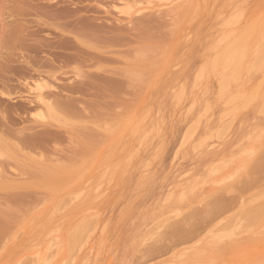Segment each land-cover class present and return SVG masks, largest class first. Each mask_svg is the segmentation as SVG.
Masks as SVG:
<instances>
[{
  "label": "rangeland",
  "instance_id": "374dc122",
  "mask_svg": "<svg viewBox=\"0 0 264 264\" xmlns=\"http://www.w3.org/2000/svg\"><path fill=\"white\" fill-rule=\"evenodd\" d=\"M141 1L144 2L145 0H0V264H37L35 263L36 261L34 262L33 260V249L36 248L37 245L38 247L45 245L52 236V231L55 229H60L59 231H55L57 233L60 232L61 239L63 238L62 241L64 242H56V244L53 245V249L47 251L48 260L46 264H113L114 262V264H121L122 262V264H164L163 262L165 261V264H184V262H182L184 258H188L185 260V264H196L200 262V260H202L201 263L203 264H208V262L209 264H237L238 262V264H250L251 261L259 258L257 256L259 251L260 254L264 252V229L262 228L264 226V172L261 171L262 173H257L260 169L257 166L259 163L260 166L263 164L261 163V158L264 156V139L262 138L263 136L260 135L261 132L264 131V109H260V107L264 106V94H261L262 91L264 92V88L262 87L264 85V64L261 66L262 62L260 61L257 65H259L258 68L260 66L262 68L257 70L256 67V69L251 71V75H247L250 77L252 76L251 78L247 76L244 77L245 79H250V81L246 79L243 85L237 84V82H231L230 87L232 89L229 86L226 89H231L230 91L228 90L229 92H226V90L223 91L224 89L219 88L221 85L218 84V82L221 81L220 79L225 75V77L230 78V72L228 70H226V72L224 70H219V74L217 72V74L209 72L211 75L206 73L199 79V70L204 66L201 65L202 62L205 61L203 64L206 66V61L210 63L212 57L215 58L214 55L216 56V52H219L216 48V50H210L211 47H214V35L217 30L215 28H219L215 18H213V7H207V4L202 0L198 2L200 6L192 0H182V2L178 0L180 3L177 2L176 6L178 7L174 10L175 13L172 14L173 16L165 11H146L128 20L119 16L117 14L118 12H116L118 11L116 10L118 4L124 6L125 3H130V6L132 5L135 7L136 5L138 6ZM211 1L212 0H210V2ZM263 2L264 0H248L251 14L256 15L258 13L255 18H258L261 13L264 14V11H262L264 9ZM190 25L195 31L196 37L195 40L189 44L190 47L188 46V48L187 46H183L184 44L182 45L177 37L183 32L184 27H189ZM171 41L173 43H171ZM201 41L202 43H200ZM203 45L207 48L203 47L204 51L201 48ZM182 47H184V49ZM198 48H200V50H197ZM197 51L199 54H197ZM192 58L194 60H192ZM251 59H253V56H251ZM162 63L163 67L160 68ZM199 65L202 67H199ZM188 70L192 71L188 72ZM221 71L224 72L221 73ZM154 73L155 78L153 77ZM184 76L187 77L183 79L182 77ZM216 76L218 77V82ZM169 79L172 85L169 84ZM34 80H38L43 84L49 83L56 85L57 89L52 88L54 93L53 96H51L52 99L50 98V107L55 112V115H53L54 117L52 116L49 118L50 115L47 114V116L41 120L35 115L39 109L34 106V103L30 102L32 97L28 93V86L26 85V82L33 84ZM151 81L154 83L152 84ZM258 81H262V85H260ZM182 83L185 84L183 87L181 86ZM161 84L164 85L162 86ZM186 84H188V86ZM254 84H259L258 86L260 88L262 87L261 90L259 88L257 90V94L260 93L258 96L261 97H258L257 94L254 93V91H256L254 89L258 87ZM167 85L170 87L168 88ZM201 85L204 86L205 90H207V88L209 89L208 92L205 91L207 93L201 94L200 90L203 88ZM235 85L238 87V90ZM246 85L247 87L249 85L252 86H249V89ZM213 90L217 93H213ZM188 91L189 93H193L189 94ZM221 91H223V93ZM236 91L242 93V95L243 92L246 93L244 94L245 96L247 95L246 97H251L252 99L254 97L253 101L248 98L249 101L251 100V103L249 102L246 108H242L246 105V97L240 98V100H242L240 101L239 97L242 95L240 94L238 96ZM251 91L256 95H249L248 93H252ZM184 92L186 94H184ZM173 94L178 96L179 101H177V96L171 97L174 96ZM192 94H194L193 96L195 98ZM229 94H231L234 99L230 104L225 103L230 99ZM164 95L168 98L170 96L171 101L172 98L173 101H169L170 99L166 98ZM181 95L183 96L182 98ZM191 97L192 99L190 100ZM216 98L219 99V101ZM162 99H165L164 103ZM194 99H197V101ZM231 100L232 99H230V101ZM180 101L181 104L179 105ZM202 101L204 103H202ZM169 102L171 104L174 102L171 106L173 108L170 107ZM176 103L179 107L175 105ZM242 103L244 104L243 106ZM148 104L151 106H147ZM194 104L196 105L195 107ZM200 104L204 106H202L204 109H201L202 107ZM162 105L163 108H161ZM189 105L190 108H195L193 110L190 109L192 112H189ZM207 105L209 108H207ZM235 105L237 109L234 108ZM175 106L177 107L176 109ZM143 108H146V111ZM223 108L225 109L223 110ZM43 109L46 113V108ZM147 109H149V111ZM211 109L213 111H211ZM219 109H221L220 112L222 111V115L219 113ZM167 110L171 112V115H169L170 113L167 112ZM147 111L149 112L148 116ZM225 111H227L228 114L230 112V115L226 114ZM174 112H176V114ZM144 113L146 115H143ZM163 113H165V115H163ZM197 113H199V116L196 115ZM210 113H213V115ZM223 113L227 115L226 118ZM142 116L143 118L145 117V119H143L145 120L144 122L141 120ZM133 117H137L138 119L134 118V120L132 119ZM154 117L157 119L155 118V120ZM170 117H173L172 121L174 124L168 121L171 120ZM232 117L234 118L231 119ZM160 118H164V121H160ZM166 118L168 119L166 120ZM139 119L140 122H138ZM208 120L209 122H207ZM225 120L228 122L229 120H234V122L229 126L228 124L231 121L228 123ZM154 121H157L156 124ZM162 121L164 122L163 124ZM196 121H198V123L195 125H198V128L193 134L196 128L194 127ZM205 122L206 124H204ZM145 124H148V126L146 127ZM152 124L155 125L153 126ZM189 124H191L189 126L190 130L187 128ZM224 124L225 126H229L226 128H231L234 132L229 131V129L224 131L225 126L224 128L221 126ZM138 125L139 128L137 129ZM192 125L194 129L191 128ZM149 126L151 127L150 130ZM153 127L154 130L159 131L161 129L159 132L154 131L156 134L161 133L159 136H156V134L153 136ZM221 127L223 129H221ZM259 127H263L262 130H260ZM164 129L165 131L163 132ZM187 129L189 130L187 138L190 136L192 139L189 138L186 141V135H183L184 132L188 131ZM134 130L135 134H133ZM148 130L152 133L150 134ZM251 130H253V132ZM124 131L125 133H122ZM142 131L145 133H142ZM244 131L248 135L246 134V136L243 137L245 134ZM128 132H130L131 135H129L130 133L127 134ZM221 132H224V134L227 133L225 135L222 134L224 135L223 137L220 135L222 140L218 137ZM117 133H119L118 135L120 136H118ZM216 133H219L218 136ZM251 133H254L253 136L250 135ZM136 134L138 135V139L135 137L137 136ZM141 134H144L146 137ZM148 134L158 142L156 141V143L154 141L155 144L152 141L153 138H150ZM190 134L193 135L191 136ZM207 135L206 141V138L203 137ZM240 136L243 139H241ZM259 136H261L260 139ZM249 137L252 139H248ZM255 138L259 139L263 145L260 144L259 141H255ZM129 139L131 140L129 141ZM115 141L116 143H114ZM135 141L136 145L134 146ZM147 141L151 143L149 144ZM159 141L164 143L161 144ZM201 141H203L202 144ZM127 142L130 143L128 144ZM138 142L141 144L140 146ZM256 142L259 144V147L262 145L263 148H256V151L260 150L258 152L255 151V154L245 163V161H242L243 155L245 154L241 152H243V150L245 152L252 146L251 144ZM119 143H123L124 145H118ZM146 143L149 144V146ZM153 144L156 145V148ZM206 144L213 146L207 147ZM129 145L134 146V148ZM165 145L168 147L166 150L163 148L166 147ZM108 146L110 148H107ZM138 146L141 147V149H138ZM121 147L124 149V152ZM152 147H154V149ZM104 148L108 152L104 150ZM118 149L121 153H119L120 151H118ZM132 149H135V151ZM178 149L180 151H178ZM128 151L129 153H126ZM150 151L152 153H150ZM106 153L108 154L106 155ZM132 153L133 156L131 155ZM161 154L163 156H161ZM99 155L102 156V158L99 157ZM127 155H131L132 157L130 158L132 159L129 158V160H127L129 163L125 161V164L123 161L128 158ZM238 155L242 156L239 157ZM152 156L155 158H153L154 160L151 159ZM174 156L175 158H173ZM234 156L237 157L234 158ZM227 157L229 160L230 158L233 160L231 159L229 162H224L223 160L225 158L228 159ZM236 159L237 162H235ZM148 160L149 162L152 160L151 163H149L150 165H148ZM240 161H242L243 164ZM222 162H224V164H222ZM145 163L146 167L150 166L148 169L145 167ZM208 163H210V166H208ZM229 163L232 166L228 165ZM112 164L113 167L111 168ZM122 164L125 166L127 164L129 165L126 167L127 172L125 169L124 171L122 170ZM237 164L240 166L242 165V167H239ZM211 165L213 167H211ZM218 165L222 166V168H219V171L216 170V172L215 168H218ZM211 168L212 170H210ZM155 169L156 171H154ZM164 169L165 171H163ZM221 169L222 171H220ZM228 169L229 171H227ZM237 169L239 171H236ZM105 170L106 174H104ZM191 170L193 172H191ZM128 171L131 172L128 173ZM154 172H156V174ZM150 173L152 175H149ZM229 173L233 174L229 175L218 184V180ZM103 174L106 176L104 177ZM214 174L216 175L214 176ZM221 174L223 176H221ZM94 175L100 178L94 177ZM109 175L111 177H108ZM118 175L120 176L118 177ZM13 176H15V178ZM195 176L197 178H195ZM205 176H207V178ZM91 177L94 180L91 179ZM103 177L105 179H103ZM142 177L147 179L144 180ZM112 178L115 180H112ZM151 178L153 179L151 180ZM97 179H100L101 182ZM204 179L206 184L203 187L201 183L204 184ZM110 180L115 182L112 183ZM187 181L188 183L186 185ZM196 181L198 183L200 182L201 186L198 183L196 184ZM89 182L94 183L93 186L92 183ZM95 182H99L100 184ZM109 183L110 185H108ZM143 183L146 186L143 185ZM140 184H142V186ZM100 185L103 187H101L103 190L101 188H99L100 190L97 188L95 189V186L100 187ZM195 185L197 187H195ZM69 187H71L72 190H69ZM105 187H107L108 190H106ZM87 188L90 190H86ZM92 188L94 194L97 192V197L93 194ZM81 191H85L87 194L86 200L84 203L82 202L83 204L81 203L83 206L79 203L71 205V207L68 205L67 208L65 205L68 203L65 204V202H67L68 196L71 197L73 194L75 195V192L77 194ZM66 192L69 194H65ZM193 193H195V197ZM182 195L183 197H181ZM168 198L170 201H168ZM60 201H64V207L56 209L57 203L58 206L61 207L59 204ZM176 207L181 208L182 214L166 220L155 233V224L157 223L156 226H159L161 220L166 217L167 212ZM76 208L77 210H75ZM85 208H89L88 211H83ZM50 210L57 215L52 214ZM102 210L105 212H102ZM56 211H60L61 214ZM63 211V214L66 216L62 215ZM90 212L99 213L97 215L100 216L97 217L101 218H98L102 220L101 224H106L103 239L99 240L97 243L99 246L96 244L93 252H90L88 249L90 243L87 242L86 236L93 228V222L90 221L92 223L90 227L89 224L91 223H88L89 220L87 222L85 216V214ZM50 213L53 215L51 219L57 216L54 217L55 219L53 221L49 218V216L51 217ZM258 215L261 216L255 218V216ZM81 217L83 218L81 219ZM47 218L49 220H47ZM61 219L64 220L61 221ZM44 222H47V226H42ZM145 222L147 223L145 224ZM51 223L55 224L52 226L50 225ZM60 224H62V227ZM49 226L53 228L50 230ZM54 226L56 227L55 229ZM180 228L189 231L195 230L194 233L198 230H203L206 232L205 234L213 237L204 238V235H200L197 239L193 238L194 240H191L189 237V241L195 242L194 244L192 242L189 243L188 239L184 242L187 237L183 235L186 232L181 230L183 231V235H181V232L179 233ZM40 230H42V232H40ZM257 230L261 233L255 234ZM150 231L149 237H152L151 234L153 232L155 233H153L154 237H148V242L144 244L142 238ZM38 232H40L39 235ZM56 232H54L53 235L57 234ZM105 233H107L106 236ZM189 233L192 234V232ZM90 234L88 233V235ZM254 234L256 236H254ZM41 235L45 237L42 238ZM97 236H99V234ZM134 236H136V238ZM36 237H38L37 241ZM199 238L204 240H199ZM82 240L83 242H81ZM195 240H197V243ZM84 242H86V244ZM187 242L191 245V248H189ZM28 245H30V247ZM203 247L207 249V251ZM257 248L258 250H255ZM165 249L169 251L165 252ZM198 249L200 253L197 251ZM200 249H204L207 253ZM53 250L54 252H52ZM163 250L164 252L162 253L164 254H161L160 251ZM194 250L197 251L198 256L202 258L198 256H196L197 258L194 257L197 255L196 252H193ZM243 251L244 253L247 251L245 256ZM158 252L161 255H159ZM209 252H212V254H209ZM152 253L158 255L151 259L150 257L153 256ZM177 253L180 256L177 255ZM202 253H205L204 255H206V257L208 255L209 259L201 255ZM149 254L151 255L149 256ZM91 255L96 257H92ZM176 255L181 258L179 259L181 261L180 263ZM181 255H185L186 257ZM210 255H215L217 260H214L215 256L212 258ZM210 258L213 262H211ZM195 259H197V262L194 261ZM30 260L33 261L31 262ZM249 260L250 263L246 262Z\"/></svg>",
  "mask_w": 264,
  "mask_h": 264
},
{
  "label": "bare ground",
  "instance_id": "6f19581e",
  "mask_svg": "<svg viewBox=\"0 0 264 264\" xmlns=\"http://www.w3.org/2000/svg\"><path fill=\"white\" fill-rule=\"evenodd\" d=\"M137 1V0H136ZM140 1V0H139ZM192 1H195V3L197 4V5H199L198 4V2H200V0H192ZM205 4H207V7L209 6V7H213V9H214V17L213 18H215V21H216V24H217V26H219V28H215V29H217L216 30V34L214 35L215 36V39H214V47H211L210 48V50H214L215 48L216 49H218L219 50V52H216V56L214 55V57L215 58H213L212 57V59H211V62L209 63V61H206L207 63V65L205 66V64H203V63H205V61H203L202 62V64L201 65H204L203 67L201 66V65H199V67L201 66L202 68H200V70H199V74H198V78L199 79H201L206 73H208V74H210L209 72H214V73H218V71L219 70H224L225 72H226V70H228L229 72H230V78H227V77H222L220 80L221 81H219L218 82V77L216 76V79H217V82H218V84L219 85H221V86H219V88H222V89H224L223 91H225L226 89H227V87L229 86L230 87V83L231 82H237V84H244V82H245V80L246 79H248L250 76H247V75H249L250 74V72L251 71H253L254 69H256V67H257V70H259V68H262L261 66H263V60L264 59H262V58H264V14L263 13H261L260 14V16H258V18H255L256 17V15L258 14H256V15H253V14H251V12L249 11V3H248V0H212L211 2H210V0H202ZM259 1V0H258ZM262 1V0H261ZM130 2V1H129ZM132 2H134V1H132ZM177 2H179L180 3V1H178V0H145L144 2L143 1H141V3L137 6H135V7H133L132 5L130 6L129 4H127V3H125V5H127V6H123V5H121V4H118V6H117V9L116 10H118V11H116V12H118L117 14L119 15V16H122L124 19H128V20H131L132 19V17H134L135 15H140V14H143L144 12H146V11H157V12H161V11H165L166 13H168V14H170V15H172L173 13H175V11L174 10H176V8L178 7V6H176L177 5ZM181 2H182V0H181ZM250 2V1H249ZM116 3H118V2H116ZM124 4V3H123ZM131 4H134V3H131ZM254 4V3H253ZM263 4H264V2H263ZM262 4V5H263ZM182 5V4H181ZM181 5H179V6H181ZM252 5V4H251ZM255 5V4H254ZM261 5V6H262ZM200 6V5H199ZM254 7V6H253ZM115 8V7H114ZM205 8V7H204ZM208 9V8H207ZM210 9V8H209ZM257 10V9H256ZM262 10V9H261ZM205 11V10H204ZM252 11H253V9H252ZM262 11H264V9L262 10ZM115 12V13H116ZM210 13H211V11H210ZM260 13V12H259ZM116 14V15H117ZM117 15V16H118ZM173 16V15H172ZM190 21H192V20H190ZM189 21V22H190ZM188 23V22H187ZM187 23H185V24H187ZM192 23V22H191ZM190 23V24H191ZM192 25V24H191ZM190 25V26H191ZM184 27L183 28V32L180 34V36L179 37H177L178 38V40L182 43V45L183 46H189V44L193 41V40H195V37H196V33H195V31L193 30V28H192V26L191 27ZM214 26V25H213ZM212 26V27H213ZM214 29V28H213ZM179 31V30H178ZM210 31H213V30H210ZM209 31V32H210ZM177 33V32H176ZM212 34V33H211ZM210 34V35H211ZM207 36H209V35H207ZM212 36V35H211ZM176 39V38H175ZM174 39V40H175ZM207 39H208V37H207ZM197 42H198V40H197ZM171 43H173L172 41H171ZM200 43H202V41L200 42ZM213 45H209V46H213ZM190 47V46H189ZM188 47V48H189ZM203 47H204V45L201 47L202 49H203ZM183 49H184V47H182ZM204 48H206V47H204ZM190 49H192V48H190ZM207 49V48H206ZM215 49V50H216ZM197 50H200V48H198ZM185 51V50H184ZM203 51H204V49H203ZM175 52H177V51H175ZM186 52H187V50H186ZM185 52V53H186ZM193 52H194V50H193ZM195 52H196V50H195ZM205 53H206V51H205ZM173 54H175V53H173ZM197 54H199L198 53V51H197ZM203 54V53H202ZM185 55H187V54H185ZM194 55V54H193ZM204 55V54H203ZM202 55V56H203ZM176 56V55H175ZM184 56V55H183ZM201 56V57H202ZM204 56H206V55H204ZM203 56V57H204ZM207 56H208V54H207ZM251 56H253V59H251ZM171 57H172V55H171ZM185 57V56H184ZM191 58V57H190ZM199 58H200V56H199ZM208 58H210V57H208ZM172 59H173V57H172ZM171 59V60H172ZM165 60V59H164ZM170 60V61H171ZM192 60H194L193 58H192ZM209 60V59H208ZM168 61V60H167ZM170 61H169V63H170ZM184 61H186V60H184ZM189 61H190V59H189ZM201 61V60H200ZM199 61V62H200ZM260 61L262 62V64H261V66L258 68V66L259 65H257V64H259L260 63ZM172 62V61H171ZM190 63V62H189ZM195 63V62H194ZM180 64H181V62H180ZM196 64V63H195ZM198 64V63H197ZM170 65V64H169ZM193 65V64H192ZM192 65H191V67H192ZM197 66V65H196ZM163 67V63H162V66L160 67V68H162ZM166 67H167V65H166ZM159 68V69H160ZM189 69H192V68H190V67H188ZM158 69V70H159ZM173 69H174V67H173ZM183 69V68H182ZM194 69V68H193ZM165 70V69H164ZM264 70V69H263ZM157 71V70H156ZM171 71H173V70H171ZM176 71H178V70H176ZM192 71V70H191ZM191 71H189L188 70V72H191ZM194 71V70H193ZM224 71H221V73L222 72H224ZM257 72V71H256ZM216 73V74H217ZM164 74V73H163ZM162 74V75H163ZM186 74V73H185ZM194 74H195V72H194ZM219 74V73H218ZM224 74H226V73H224ZM224 74H222V75H224ZM259 74H260V71H259ZM263 74H264V72H263ZM262 74V75H263ZM167 75V74H166ZM172 75H173V73H172ZM177 75V74H176ZM211 75V74H210ZM251 75V74H250ZM192 76V75H191ZM213 76H215V75H213ZM248 77V78H244V77ZM153 77L155 78V73H154V75H153ZM166 77V76H165ZM172 77V76H171ZM187 77V76H186ZM185 76L184 77H182L183 79H185L186 78ZM252 77V76H251ZM250 77V78H251ZM254 77V76H253ZM261 77V76H260ZM263 77V76H262ZM169 78V77H168ZM193 78V77H192ZM209 78V77H208ZM170 79H173V78H170ZM170 79H169V84H171L170 83ZM181 79V78H180ZM182 79V80H183ZM205 79V78H204ZM213 79V78H212ZM254 79H256V78H254ZM262 79V78H261ZM155 80V79H154ZM166 80V79H165ZM175 80V79H174ZM191 80V79H190ZM209 80V79H208ZM210 80H211V77H210ZM209 80V81H210ZM249 81H250V79H248ZM257 80V79H256ZM159 81V80H158ZM172 81V80H171ZM180 81V80H179ZM188 81V80H187ZM199 81H201V80H199ZM208 81V82H209ZM214 81H215V78H214ZM263 81V80H262ZM261 81V82H262ZM164 82V81H163ZM174 82V81H173ZM177 82H178V80H177ZM183 82V81H182ZM196 82V81H195ZM194 82V83H195ZM207 82V81H206ZM258 82H260V81H258ZM261 82L259 83L260 85H262L261 84ZM33 83V82H32ZM151 83H152V81H151ZM154 83V82H153ZM152 83V84H153ZM157 83V82H156ZM165 83H167V82H165ZM185 83V82H184ZM184 83H182V87H183V85H185ZM188 83V82H187ZM199 83V82H198ZM204 83V82H203ZM49 83H41V82H39L38 80H34V83L33 84H31V83H29V82H26V85L28 86V93L30 94V96L32 97L31 98V100H30V102L31 103H34L35 105V107L36 108H38L39 110L37 111V113H35V115L37 116V117H39L41 120H43L46 116H47V114L48 115H50V117L49 118H51L53 115H55V112L52 110V108L50 107L51 106V104H50V102H51V96H53V93H54V91L52 90V88L53 89H57V87H56V85L54 84H49ZM168 84V85H169ZM179 84V83H178ZM196 84V83H195ZM200 84V83H199ZM253 84V83H252ZM258 84V85H259ZM162 86L164 85V84H161ZM167 85V86H168ZM172 85V84H171ZM187 86H188V84H186ZM190 85V84H189ZM208 85V84H207ZM206 85V86H207ZM215 85V84H214ZM255 86H258V85H256V84H254ZM152 86V85H151ZM178 86V85H177ZM191 86V85H190ZM236 86V85H235ZM245 86V85H244ZM250 87L252 86V85H249ZM247 87V85H246V87L247 88H249L250 89V87ZM148 87V86H147ZM150 87V86H149ZM166 87V86H165ZM170 86H168V88H169ZM175 87H176V85H175ZM186 87V86H185ZM201 87H203L201 90H200V92H201V94L203 93H207L208 92V88H207V90H205V88H204V86L203 85H201ZM218 87V86H217ZM237 87V86H236ZM246 87H245V89H246ZM263 88H264V85L262 86ZM262 87L260 88L259 86L257 87V89H254V90H256V91H254V93H256L257 94V90H258V88L261 90L262 89ZM151 88V87H150ZM157 88V87H156ZM161 88V87H160ZM167 88V89H168ZM180 88V87H179ZM178 88V89H179ZM196 88V87H195ZM215 88V87H214ZM213 88V89H214ZM231 88V87H230ZM242 88H244V87H242ZM159 89V88H158ZM166 89V90H167ZM175 89V88H174ZM174 89H171V90H174ZM177 89V88H176ZM186 89H187V87H186ZM191 89V88H190ZM189 89V90H190ZM211 89V88H210ZM232 89V88H231ZM231 89H229L228 88V90L230 91ZM48 90V91H47ZM157 90V89H156ZM155 90V91H156ZM160 90V89H159ZM159 90H157V91H159ZM165 90V91H166ZM169 90V89H168ZM167 90V91H168ZM196 90V89H195ZM198 90V89H197ZM212 90V89H211ZM221 90V89H220ZM219 90V91H220ZM228 90H226V92L228 91ZM237 90H238V87H237ZM239 90H240V87H239ZM244 90V89H243ZM264 90V89H263ZM184 91V90H183ZM191 91V90H190ZM199 91V90H198ZM205 91H207V92H205ZM218 91V92H219ZM223 91H221L222 93H223ZM228 91V92H229ZM232 91H235V90H232ZM253 91V90H252ZM251 91V92H252ZM176 92V91H175ZM182 92V91H181ZM199 92V93H200ZM210 92V91H209ZM237 92V91H236ZM157 93H159V92H157ZM165 93V92H164ZM183 93V92H182ZM188 93H189V91H188ZM191 93H193V92H191ZM191 93H189V94H191ZM213 93H217V92H215L214 90H213ZM238 93V92H237ZM253 92L252 93H248L249 95L250 94H252V96H255L256 94H254ZM55 94H56V92H55ZM160 94H161V91H160ZM167 94V93H166ZM169 94V93H168ZM167 94V95H168ZM170 94H171V92H170ZM169 94V95H170ZM176 94V93H175ZM175 94H173L174 96H171V97H176L175 96ZM177 94H178V92H177ZM184 94H186L185 92H184ZM228 94V93H227ZM242 95V93H238V96L239 95ZM244 94H246V93H244L243 92V95L241 96V97H239V100H240V98H242V97H244L245 95ZM261 94H264V92L262 91V93ZM157 95V94H156ZM155 95V96H156ZM162 95H163V93H162ZM183 95V94H182ZM181 95V98L183 97ZM194 94H192V96H193ZM212 95V94H211ZM215 95V94H214ZM220 95V94H219ZM234 95V94H233ZM248 95V96H249ZM258 95H260V93H258L257 94V96ZM148 96V95H147ZM154 96V97H155ZM159 96V95H158ZM164 96H166V95H164ZM187 96V95H186ZM204 96V95H203ZM207 96H209V95H207ZM206 96V97H207ZM223 96H224V94H223ZM228 96V95H227ZM229 98L230 99H232L231 101H230V99H228L225 103H232L233 101H234V99H233V97L231 96V94H229ZM247 96V95H246ZM245 96V97H246ZM153 97V98H154ZM194 97V96H193ZM200 97V96H199ZM221 97V96H220ZM235 97V96H234ZM244 97V98H245ZM258 97H261V96H258ZM263 97H264V95H263ZM51 98V99H50ZM151 98V97H150ZM158 98V97H157ZM165 98V97H164ZM166 98H168L167 96H166ZM195 98V97H194ZM213 98H215V97H213ZM235 98H237V97H235ZM243 98V99H244ZM248 98L249 99H251L252 101H253V99H254V97H253V99L251 98V97H246V101H245V104L246 105H244L243 103H244V101H243V103H242V108H246L247 106H248V104H249V102L251 101H249L248 100ZM168 99H170V96H169V98ZM167 99V100H168ZM188 99V98H187ZM192 99V97L190 98V100ZM197 99H198V96H197ZM197 99L195 100V101H197ZM203 99H205V98H203ZM217 99V98H216ZM264 99V98H263ZM262 99V100H263ZM155 100H156V98H155ZM163 100V99H162ZM166 100V101H167ZM175 100V99H174ZM182 100V99H181ZM194 100H192V101H194ZM199 100H201V99H199ZM211 100V99H210ZM218 101H219V99H217ZM216 100V101H217ZM247 100H248V102H247ZM158 101V100H157ZM164 101H165V99L163 100V103H164ZM169 101H171V99L169 100ZM172 101H173V98H172ZM171 101V102H172ZM177 101H179V98H178V96H177ZM225 101V100H224ZM230 101V102H229ZM240 101H242V100H240ZM239 101V102H240ZM152 102V101H151ZM156 102V101H155ZM160 102V101H159ZM158 102V103H159ZM205 102H206V100H205ZM210 103H212L211 101H209ZM238 102V103H239ZM157 103V102H156ZM160 103H162V102H160ZM170 103V102H169ZM168 103V104H169ZM174 103V102H173ZM172 103V104H173ZM193 103V102H192ZM195 103V102H194ZM196 103H198V102H196ZM201 103V102H200ZM202 103H204L203 101H202ZM201 103V104H202ZM236 103H237V101H236ZM241 103V102H240ZM251 103V102H250ZM143 104V103H142ZM141 104V105H142ZM151 104V103H150ZM172 104L170 103V107L172 106ZM181 104V101H180V103H179V105ZM200 104V105H201ZM207 104V103H206ZM156 105V104H155ZM154 105V106H155ZM167 105V104H166ZM175 105H177V103L175 104ZM183 105V104H182ZM199 105V106H200ZM210 105V104H209ZM212 105V104H211ZM224 105V104H223ZM232 105V104H231ZM252 105V104H251ZM147 106H151V105H147ZM178 106V105H177ZM193 106V105H192ZM196 105L194 104V107H195ZM203 105H201V107H202ZM215 106V105H214ZM213 106V107H214ZM237 106H239V105H237ZM259 106V105H258ZM160 107V106H159ZM164 107H165V105H164ZM168 107V106H167ZM169 107V108H170ZM179 107V106H178ZM188 107V106H187ZM204 107V106H203ZM201 108V109H204V108ZM212 107V106H211ZM210 107V108H211ZM229 107V106H228ZM232 107H233V105H232ZM252 107V106H251ZM43 108H46V113H45V111H43L44 109ZM161 108H163V105H162V107ZM166 108V107H165ZM171 108H173V107H171ZM177 107L175 106V109H176ZM207 108H209V106L207 105ZM215 108V107H214ZM213 108V109H214ZM225 108H226V105H225ZM225 108H223V110L225 109ZM234 108H236L237 109V107H236V105H235V107ZM264 109V106L263 107H260V109ZM141 109V108H140ZM144 109V108H143ZM146 109V108H145ZM144 109V110H145ZM154 109H155V107H154ZM157 109H158V106H157ZM168 109V108H167ZM183 109V108H182ZM184 109H185V107H184ZM189 112L191 111L192 112V110L193 109H195V108H190V105H189ZM187 109V110H188ZM190 109H192V110H190ZM222 109V108H221ZM221 109H219V113H221V115H222V111L220 112V110ZM227 109H229V108H227ZM236 109H235V111H236ZM240 109V108H239ZM251 109V108H250ZM148 111H149V109H147ZM162 110V109H161ZM173 110V109H172ZM179 110V109H178ZM181 110V109H180ZM199 110V109H198ZM210 110V109H209ZM233 110V109H232ZM249 110V109H248ZM247 110V111H248ZM256 110H257V108H256ZM146 111V110H145ZM147 111V112H148ZM155 111V110H154ZM182 111V110H181ZM196 111V110H195ZM211 111H213L212 109H211ZM210 111V112H211ZM140 112H141V110H140ZM167 112H169V110H167ZM186 112V111H185ZM199 112H201V111H199ZM214 112H216V111H214ZM234 112V111H233ZM259 112H260V110H259ZM146 113V112H145ZM143 114V115H146V114ZM154 113V112H153ZM152 113V114H153ZM157 113V112H156ZM170 113V114H169ZM169 113H166V114H169V115H171V112H169ZM175 114H176V112H174ZM225 113L226 114H228L227 113V111H225ZM232 113V112H231ZM263 113H264V110H263ZM139 114V113H138ZM151 114V113H150ZM161 114V113H160ZM175 114H174V116H175ZM187 114V113H186ZM191 114V113H190ZM199 113H197L196 115H198ZM204 114H205V112H204ZM210 114H212L213 115V113H210ZM226 114H224L223 113V115H224V117L226 118L227 117V115ZM257 114V113H256ZM149 115V112H148V114H147V116ZM157 115V114H156ZM156 115H153V116H156ZM163 115H165V113H163ZM201 115V114H200ZM226 115V116H225ZM228 115H230V112H229V114ZM233 115V114H232ZM254 115V114H253ZM261 115V114H260ZM263 115V114H262ZM137 116V115H136ZM167 116V115H166ZM173 116V117H174ZM199 116V115H198ZM202 116H205V115H202ZM258 116V115H257ZM54 117V116H53ZM161 117V116H160ZM163 117V116H162ZM173 117H170L171 118V120H168V121H171L172 123H173V121H172V118ZM179 117H180V115H179ZM188 117V116H187ZM215 117V116H214ZM222 117V116H221ZM221 117H220V120H221ZM238 117H239V115H238ZM245 117V116H244ZM260 117H262V116H260ZM36 118V117H35ZM134 118H136V119H138L139 118V116H138V118L137 117H133L132 119H134ZM147 118V117H146ZM152 118V117H151ZM150 118V119H151ZM156 117H154V119H155ZM165 118V117H164ZM163 118V119H164ZM169 118V119H170ZM200 118V117H199ZM198 118V119H199ZM223 118V117H222ZM234 117H232L231 119H233ZM243 118V117H242ZM246 118V117H245ZM258 118V117H257ZM37 119V118H36ZM47 119V118H46ZM131 119V118H130ZM143 119H145V117L143 118V116H142V119L141 120H143ZM157 119V118H156ZM155 119V120H156ZM163 119H159L160 121L161 120H163ZM168 118H166V120H167ZM201 119V118H200ZM207 119H210V118H207ZM212 119V118H211ZM224 119V118H223ZM135 120V119H134ZM153 120V119H152ZM174 120H175V118H174ZM195 120V119H194ZM197 120V119H196ZM216 120V119H215ZM237 120H239V119H237ZM250 120V119H249ZM252 120V119H251ZM45 121V120H44ZM133 121V120H132ZM138 121V120H137ZM145 120H143V122H144ZM159 121V122H160ZM164 121V120H163ZM162 121V124L164 123ZM192 121V120H191ZM199 121H201V120H199ZM225 121H227V120H225ZM231 120H229V122H230ZM244 121H245V119H244ZM131 122V121H130ZM138 122H140V119H139V121ZM150 122V121H149ZM157 122V121H156ZM156 122L154 121V123L156 124ZM207 122H209V120L207 121ZM221 122V121H220ZM228 122V121H227ZM228 122V123H229ZM233 122H234V120L233 121H231L228 125L229 126H231L232 124H233ZM241 122V121H240ZM243 122V121H242ZM248 122V121H247ZM246 122V123H247ZM252 122V121H251ZM250 122V123H251ZM258 122V121H257ZM126 123V122H125ZM142 123V122H141ZM168 123V122H167ZM171 123V124H172ZM187 123H189V122H187ZM198 123V121H196L195 123H194V125L195 124H197ZM211 123V122H210ZM232 123V124H231ZM254 123H255V121H254ZM131 124V123H130ZM149 124V123H148ZM148 124H145V126L147 127L148 126ZM154 124V125H155ZM158 124V123H157ZM169 124V123H168ZM174 124V123H173ZM177 124V123H176ZM192 124V123H191ZM191 124H189L188 126H187V128H189V130H190V125ZM204 124H206V122L204 123ZM244 124V123H243ZM128 125V124H127ZM132 125V124H131ZM140 125V124H139ZM139 125H138V127H137V129L139 128ZM150 125V124H149ZM153 125V124H152ZM153 125V126H154ZM161 125V124H160ZM210 125V124H209ZM209 125H206V126H209ZM218 125H220V124H218ZM227 125V124H226ZM225 126V124L224 125H221V126H223V128H224V126H225V128L226 127H229V126ZM237 125V124H236ZM239 125H240V123H239ZM242 125V124H241ZM247 125V124H246ZM245 125V126H246ZM262 125V124H261ZM126 126V125H125ZM124 126V127H125ZM135 126H136V124H135ZM144 126V127H145ZM167 126V125H166ZM174 126V125H173ZM244 126V125H243ZM249 126V125H248ZM251 126V125H250ZM255 126V125H254ZM253 126V127H254ZM257 126V125H256ZM263 126V125H262ZM129 127V126H128ZM127 127V128H128ZM158 127H159V124H158ZM158 127H157V129H158ZM177 127H178V125H177ZM194 127H196L195 129H194ZM193 127V125H192V127L191 128H193L194 129V132H193V134L195 133V130H197V128H198V125H195ZM258 127V126H257ZM150 126H149V130H150ZM160 128V127H159ZM162 128H165V127H162ZM210 128V127H209ZM217 128V127H216ZM215 128V129H216ZM222 127H221V129H223ZM225 128H224V131H227L228 129H229V131H231V132H234L233 130H231V128H226V130H225ZM236 128H237V126H236ZM247 128V127H246ZM260 128V130H262V128L261 127H259ZM126 129V128H125ZM130 129H133V128H130ZM182 129V128H181ZM192 129V130H193ZM200 129V128H199ZM210 129H212V128H210ZM239 129V128H238ZM247 129H249V128H247ZM251 129V128H250ZM253 129V128H252ZM122 130V129H121ZM143 130H145V129H143ZM147 130V129H146ZM148 130V131H149ZM152 130H153V136H154V134H156V133H154V131H158V130H154V127L152 128ZM161 130V129H160ZM159 130V131H160ZM172 130V129H171ZM188 130V129H187ZM186 130V131H187ZM189 130L187 131V132H184V135L183 136H185L186 135V141L190 138V139H192L190 136H188L189 138H187V135H189L188 133H189ZM191 130V131H192ZM246 130V129H245ZM259 130V129H258ZM126 131V130H125ZM125 131L124 132H122V133H125ZM132 131V130H131ZM139 131V130H138ZM158 131V132H159ZM165 131V129L163 130V132ZM212 131V130H211ZM219 131H223V130H219ZM238 131V130H237ZM250 131V130H249ZM252 132H253V130H251ZM120 132V131H119ZM144 131H142V133H143ZM150 132V134L152 133L151 131H149ZM149 132H147V133H149ZM163 132H162V134H163ZM178 132V131H177ZM245 132V131H244ZM256 132V131H255ZM261 132V131H260ZM259 132V133H260ZM130 132H128L127 134H129ZM137 133V132H136ZM145 133V132H144ZM167 133V132H166ZM211 133V132H210ZM220 133V132H219ZM218 133V134H219ZM238 133V132H237ZM236 133V134H237ZM119 133H117V135H118ZM133 134H135V130H134V133ZM159 134H161V133H159ZM159 134H156V136L158 135L159 136ZM192 134V135H193ZM218 134L216 133V135L218 136ZM222 134H224V132L222 133L221 132V134H219V136L218 137H220V135L223 137L225 134H227V133H225L224 135H222ZM246 132H245V134L243 135V137L244 136H246ZM254 134V133H253ZM253 134L251 133L250 135H252L253 136ZM116 135V134H115ZM116 135V136H117ZM129 135H131V133L129 134ZM137 135V134H136ZM142 136L144 135V134H141ZM141 135H140V137H141ZM172 135V134H171ZM191 135V134H190ZM191 135V136H192ZM206 135V134H205ZM214 135V134H213ZM212 135V136H213ZM235 135V134H234ZM241 135V134H240ZM248 135V134H247ZM261 136H263L262 138L264 139V131L263 132H261V134H260ZM118 136H120V135H118ZM126 136V135H125ZM145 136V135H144ZM148 136H150L149 134H148ZM155 136V137H156ZM162 136V135H161ZM165 136V135H164ZM163 136V137H164ZM202 136V135H201ZM231 136H232V134H231ZM242 136V135H241ZM240 136V137H241ZM256 136L258 137V135L256 134ZM261 136H259V139H260V137ZM129 137V136H128ZM135 137H137V139H138V135L137 136H135ZM146 137V136H145ZM207 137H208V135L207 136H204L203 138H206V141H207ZM215 137V136H214ZM217 137V138H218ZM235 137V136H234ZM240 137H239V139H240ZM255 137V136H254ZM123 138V137H122ZM125 138V137H124ZM134 138V137H133ZM132 138V139H133ZM142 138H144V137H142ZM150 138H153V137H151L150 136ZM184 138V137H183ZM202 138V137H201ZM233 138V137H232ZM251 137H249L248 139H250ZM262 138H261V140H262ZM115 139V138H114ZM140 139V138H139ZM144 139H146V138H144ZM143 139V140H144ZM158 139H159V137H158ZM162 139V138H161ZM172 139V138H171ZM194 139V138H193ZM209 139V138H208ZM220 140H222L221 139V137L219 138ZM227 139V138H226ZM225 139V140H226ZM241 139H243L242 137H241ZM252 139V138H251ZM257 138H255V141H259V139H257ZM124 140V139H123ZM131 139H129V141H130ZM150 140V139H149ZM185 140H183V141H185ZM202 140H205V139H202ZM210 140V139H209ZM208 140V141H209ZM247 140V139H246ZM114 141V140H113ZM134 141V140H133ZM151 141V140H150ZM153 142L155 141L154 140V138H153V140H152ZM157 141V140H156ZM155 141V142H156ZM196 141V140H195ZM205 141V142H206ZM121 142V141H120ZM132 142V141H131ZM141 142V141H140ZM143 142V141H142ZM148 142V141H147ZM154 142V143H155ZM158 142V141H157ZM156 142V143H157ZM160 142V141H159ZM169 142V141H168ZM167 142V143H168ZM202 142L203 141H201V144H202ZM215 142V141H214ZM227 142V141H226ZM228 142H229V140H228ZM245 142V141H244ZM257 142L256 143H253V144H251L252 146L249 148V149H247L245 152H244V150H243V152H241V153H244L245 155H243V159H242V161H245V163H246V161L251 157V156H253L254 154H255V151H256V148L258 149V147H259V144H257ZM260 142V141H259ZM263 142V141H262ZM114 143H116V141L114 142ZM128 144L130 143V142H127ZM139 143V142H138ZM138 143H137V145H138ZM144 143V142H143ZM142 143V144H143ZM149 143V142H148ZM151 143V142H150ZM149 143V144H150ZM155 143V144H156ZM161 143V142H160ZM162 143H164V142H162ZM161 143V144H162ZM185 143V142H184ZM193 143H195V142H193ZM197 143H199V142H197ZM196 143V144H197ZM238 143V142H237ZM121 144H123V143H119L118 145H121ZM147 144V143H146ZM149 144H147L148 146H149ZM159 144V143H158ZM158 144H157V146H158ZM181 144V143H180ZM179 144V145H180ZM195 144V145H196ZM204 144V143H203ZM260 144H262L261 142H260ZM113 145V144H112ZM111 145V146H112ZM124 145V144H123ZM122 145V146H123ZM136 145V141H135V144H134V146ZM141 144L139 143V146H140ZM152 145V144H151ZM154 145V144H153ZM168 145V144H167ZM207 145V144H206ZM222 145V144H221ZM220 145V146H221ZM263 145V144H262ZM261 145V146H262ZM117 146V145H116ZM130 146V145H129ZM132 146V145H131ZM130 146V147H131ZM134 146H132V148H134ZM138 146V149H141V147H139ZM143 146H144V144H143ZM155 146V148H156V145H154ZM166 146V145H165ZM182 146H183V143H182ZM199 146H200V144H199ZM203 146V145H202ZM213 146V145H212ZM212 146H210V144H208L207 145V147H212ZM223 146V145H222ZM221 146V147H222ZM233 146H235V145H233ZM237 146V145H236ZM238 146H240V145H238ZM259 147L260 149L261 148H263V146L262 147ZM119 147V146H118ZM124 147V146H123ZM125 147H126V144H125ZM128 147V146H127ZM146 147V146H145ZM151 147V146H150ZM159 147H160V145H159ZM180 147V146H179ZM196 147V146H195ZM194 147V148H195ZM215 147V146H214ZM220 147V148H221ZM107 148H110L109 146L107 147ZM116 148V147H115ZM122 148V147H121ZM153 149H154V147H152ZM161 148H162V146H161ZM163 148H165V150H166V148H168L167 146L166 147H163ZM162 148V149H163ZM202 148V147H201ZM123 149V148H122ZM130 149V148H129ZM128 149V150H129ZM143 149V148H142ZM160 149V148H159ZM161 149V150H162ZM198 149V148H197ZM209 149V148H208ZM211 149V148H210ZM245 149V148H244ZM259 149V150H260ZM104 150H106L105 148H104ZM109 150V149H108ZM111 150V149H110ZM132 150H134L135 151V149H132ZM136 150H137V147H136ZM151 150V149H150ZM156 150H158V149H156ZM177 150V149H176ZM186 150H187V148H186ZM193 150H195V149H193ZM207 150V149H206ZM259 150H257L256 152H258ZM107 151V150H106ZM116 151H117V149H116ZM118 151H120L119 149H118ZM125 151H126V149H125ZM130 151V150H129ZM129 151L128 152H126V153H129ZM160 151V150H159ZM158 151V152H159ZM178 151H180L179 149H178ZM177 151V152H178ZM0 152H1V150H0ZM104 152V151H103ZM108 152V151H107ZM111 152V151H110ZM113 152V151H112ZM123 152H124V149H123ZM154 152V151H153ZM176 152V153H177ZM195 152V151H194ZM119 153H121V151L119 152ZM118 153V154H119ZM131 153V152H130ZM135 153H137V152H135ZM150 153H152L151 151H150ZM1 154V153H0ZM102 154V153H101ZM100 154V155H101ZM105 154V153H104ZM108 153H106V155H107ZM111 154V153H110ZM140 154V153H139ZM163 154V153H162ZM161 154V156H163ZM183 154V153H182ZM99 155V157H101L102 158V156H100ZM114 155V154H113ZM121 155V154H120ZM122 155H123V153H122ZM129 155V154H128ZM127 155V156H128ZM132 156H133V153L131 154ZM128 156V158L125 160L124 159V161H123V163H125V161L126 162H128L129 163V161H127V160H129V158L130 157H132V156ZM136 155V154H135ZM134 155V156H135ZM145 155V154H144ZM154 155H155V153H154ZM153 155V156H154ZM165 155V154H164ZM176 155V154H175ZM178 155V154H177ZM236 155H237V153H236ZM241 155V156H242ZM116 156V155H115ZM119 156V155H118ZM126 156V155H125ZM152 156V158L151 159H153L154 157ZM239 156V155H238ZM241 156H239V157H241ZM149 157V156H148ZM147 157V158H148ZM158 157V156H157ZM222 157V156H221ZM237 156H234V158H236ZM263 158H264V156H262ZM104 158V157H103ZM106 158V157H105ZM119 158H120V156H119ZM162 158V157H161ZM173 158H175V156L173 157ZM197 158V157H196ZM228 158V157H227ZM263 158H261V160H262V162L261 163H263L261 166H260V163H259V165L257 166L258 168H260L258 171H257V173L259 172H264V159ZM97 159H99V158H97ZM130 159H132V158H130ZM143 159V158H142ZM150 159V158H149ZM155 159V158H154ZM153 159V160H154ZM195 159V158H194ZM232 158H230V160H231ZM240 159V158H239ZM245 159V160H244ZM101 160H103V159H101ZM100 160V161H101ZM114 160H115V158H114ZM133 160H134V158H133ZM132 160V161H133ZM158 160V159H157ZM159 160H160V158H159ZM158 160V161H159ZM221 160V159H220ZM223 160V159H222ZM229 160V158L228 159H224L223 161L224 162H229L230 161ZM233 160V159H232ZM131 161V160H130ZM146 161V160H145ZM144 161V162H145ZM152 161V160H151ZM151 161L149 162V160H148V165H150L149 163H151ZM163 161V160H162ZM174 161H175V159H174ZM242 161H240V162H242ZM106 162V161H105ZM110 162V161H109ZM112 162V161H111ZM114 162H116V161H114ZM122 162V161H121ZM142 162V161H141ZM154 162V161H153ZM214 162V161H213ZM221 162V161H220ZM224 162H222V164H224ZM235 162H237V159H236V161ZM100 163V162H99ZM113 163V162H112ZM146 163H147V161H146ZM146 163H145V167H146ZM156 163V162H155ZM218 163H219V161H218ZM233 163V162H232ZM238 163H239V161H238ZM108 164H110V163H108ZM113 164H115V163H113ZM113 164H112V166H111V168L113 167ZM119 164V163H118ZM121 164V163H120ZM126 164V163H125ZM162 164V163H161ZM171 164H172V162H171ZM209 164V165H208ZM207 165L208 166H210V163H208ZM227 164V163H226ZM242 164H243V162H242ZM116 165V164H115ZM123 165V164H122ZM153 165V164H152ZM213 165V164H212ZM211 165V167H213ZM217 165V164H216ZM228 165H230V166H232L230 163L228 164ZM227 165V166H228ZM237 165H239V164H237ZM236 165V166H237ZM109 166V165H108ZM124 166L125 165H123V171H124V169L126 170V172H127V169H126V167L127 166H129L128 164L125 166V168H124ZM225 166V165H224ZM229 166V167H230ZM110 167V166H109ZM115 167V166H114ZM143 167V166H142ZM144 167V168H145ZM150 166H148V167H146L147 169L149 168ZM164 167V166H163ZM205 167H206V165H205ZM217 167V166H216ZM228 167V168H229ZM238 167V166H237ZM239 167H242V165L240 166L239 165ZM256 167V168H257ZM108 168V167H107ZM117 168H119V167H117ZM161 168V167H160ZM219 168H222V166H220V165H218V168H215V171L217 170V171H219ZM231 168H233V167H231ZM157 169V168H156ZM156 169L154 170V171H156ZM234 169H235V167H234ZM107 170V169H106ZM106 170H105V173L104 174H106ZM108 170H109V168H108ZM107 170V171H108ZM113 170H114V168H113ZM129 170V169H128ZM152 170V169H151ZM210 170H212V168L210 169ZM226 170V169H225ZM118 171V170H117ZM116 171V172H117ZM158 171V170H157ZM163 171H165V169L163 170ZM214 171V170H213ZM216 171V172H217ZM220 171H222V169L220 170ZM227 171H229V169L227 170ZM226 171V172H227ZM236 171H239L238 169L236 170ZM109 172V171H108ZM107 172V173H108ZM111 172L113 173V171L111 170ZM129 172H131V171H128V173ZM151 172V171H150ZM160 172V171H159ZM191 172H193L192 170H191ZM201 172H203V171H201ZM210 172V171H209ZM261 172V173H262ZM99 173H101V172H99ZM152 173V172H151ZM149 174V175H152V174ZM155 174H156V172H154ZM189 173V172H188ZM228 173V172H227ZM97 174V173H96ZM103 174V175H104ZM115 174V173H114ZM120 174V173H119ZM123 174V173H122ZM145 174V173H144ZM146 174H148V173H146ZM186 174H187V171H186ZM189 174H191V173H189ZM211 174V173H210ZM210 174H209V176H210ZM217 174V173H216ZM216 174H214V176L216 175ZM224 174V173H223ZM233 173H229L228 175H222L221 174V176H223L222 178H220L219 180H218V184L219 183H221L222 182V180L223 179H225L226 177H228L229 175H232ZM97 175H99V174H97ZM101 175V174H100ZM149 175H148V177H149ZM198 175V174H197ZM212 175V174H211ZM19 176V175H18ZM96 175H94V177H95ZM102 176V175H101ZM106 175H104V177H105ZM120 175H118V177H119ZM147 176V175H146ZM155 176V175H154ZM201 176H202V174H201ZM208 176V175H207ZM207 176H205L206 178H207ZM218 176H220V175H218ZM14 178H15V176H13ZM97 177V176H96ZM103 177V179H105ZM108 177H111L110 175L108 176ZM113 177H114V175H113ZM123 177V176H122ZM211 177V176H210ZM20 178V177H19ZM97 178H100V177H97ZM115 178V177H114ZM114 178H112V180H115ZM143 178V177H142ZM195 178H197L196 176H195ZM214 178V177H213ZM13 179V178H12ZM23 179V178H22ZM90 179V178H89ZM91 179H93L92 177H91ZM111 179V178H110ZM118 179V178H117ZM144 180L145 179H147V178H143ZM149 179H150V177H149ZM153 178H151V180H152ZM179 179H181V178H179ZM211 179V178H210ZM10 180V179H9ZM94 180V179H93ZM92 180V181H93ZM96 180V179H95ZM97 180H99L100 181V179H97ZM101 180H102V178H101ZM109 180V179H108ZM119 180H121V179H119ZM139 180H140V178H139ZM143 180V181H144ZM212 180V179H211ZM210 180V181H211ZM82 181V180H81ZM111 181V180H110ZM189 181V180H188ZM188 181L186 182V185H187V183H188ZM198 181V180H197ZM196 181V184L198 183ZM204 181V184L203 183H201V185H203V187H204V185L206 184L205 183V179L203 180ZM214 181V180H213ZM101 182V181H100ZM112 182V181H111ZM115 181H113L112 183H114ZM139 182V181H138ZM141 182V181H140ZM146 182V181H145ZM182 182V181H181ZM77 183V182H76ZM76 183H74V184H76ZM86 183V182H85ZM89 183H92V182H89ZM88 183V184H89ZM95 183H99V182H95ZM111 183V184H112ZM117 183H119V182H117ZM121 183V182H120ZM149 183H150V180H149ZM152 183V182H151ZM178 183V182H177ZM190 183V182H189ZM211 183V182H210ZM209 183V184H210ZM93 184L94 183H92V186H93ZM100 184V183H99ZM116 184V183H115ZM123 184V183H122ZM147 184V183H146ZM193 184H195V183H193ZM192 184V185H193ZM199 185H200V182L198 183ZM213 184H215V183H213ZM91 185V184H90ZM102 185V184H101ZM100 185V187H96L95 186V189L97 188V189H99V188H101L102 186ZM104 185V184H103ZM108 185H110V183L108 184ZM141 186H142V184H140ZM143 185H145L144 183H143ZM174 185V184H173ZM185 185V184H184ZM185 185V186H186ZM198 185V186H199ZM200 185V186H201ZM216 185V184H215ZM81 186V185H80ZM105 186H107V185H105ZM137 186V185H136ZM139 186V185H138ZM146 186V185H145ZM199 186V187H200ZM72 187H73V185H72ZM89 187V186H88ZM113 187V186H112ZM115 187V186H114ZM135 187V186H134ZM173 187V186H172ZM177 187V186H176ZM190 187V186H189ZM194 187V186H193ZM195 187H197L196 185H195ZM84 188V187H83ZM85 188H86V185H85ZM84 188V189H85ZM103 188V187H102ZM101 188V189H102ZM136 188V187H135ZM141 188V187H140ZM146 188V187H145ZM178 188V187H177ZM72 190V188L71 187H69V190ZM81 189V188H80ZM89 188H87L86 190H88ZM94 189V190H95ZM105 189L106 190H108L107 189V187H105ZM130 189V188H129ZM132 189V188H131ZM137 189H138V187H137ZM176 189V188H175ZM191 189V188H190ZM68 190V189H67ZM90 190V189H89ZM100 190V189H99ZM99 190H97V191H99ZM103 190V189H102ZM101 190V191H102ZM185 190V189H184ZM203 190H205V189H203ZM78 191H80V190H78ZM116 191V190H115ZM172 191V190H171ZM183 191V190H182ZM181 191V192H182ZM89 192V191H88ZM87 192V193H88ZM92 192H93V188H92ZM132 192V191H131ZM170 192V191H169ZM183 192H185V191H183ZM182 192V193H183ZM198 192V191H197ZM200 192V191H199ZM68 192H66L65 194H67ZM73 193V192H72ZM72 193H70V194H72ZM97 193V192H96ZM94 194V192H93V194L94 195H96V197H97V194ZM181 193V194H182ZM69 194V193H68ZM194 194L195 193H193V196H194ZM199 194V193H198ZM126 195V194H125ZM92 196V195H91ZM69 198H68V200H67V202H65V204L66 203H68V204H66L65 206L67 207L68 205H70V207H71V205H76V204H79L80 203V205H82L83 203H84V201L86 200V197H87V194H86V192L85 191H81V192H78L77 194H76V192H75V195L73 194V196H68ZM181 197H183V195L181 196ZM195 197V196H194ZM193 197V198H194ZM89 198H91V197H89ZM88 198V199H89ZM120 198V197H119ZM122 198V197H121ZM166 198V197H165ZM169 198H171V197H169ZM169 198H168V201H170L169 200ZM179 198H180V196H179ZM193 198H191V199H193ZM199 198V197H198ZM62 199V198H61ZM66 199H67V197H66ZM92 199V198H91ZM96 199V198H95ZM59 200V199H58ZM57 200V201H58ZM90 200V199H89ZM88 200V201H89ZM97 200V199H96ZM116 200V199H115ZM66 201V200H65ZM87 201V202H88ZM120 201V200H119ZM167 201V200H166ZM165 201V202H166ZM191 201V200H190ZM83 202V203H82ZM164 202V203H165ZM62 203H63V205H62ZM82 203V204H81ZM60 205H61V207H59L58 206V203H57V207H56V209L57 208H63L64 207V201H60V203H59ZM102 204V203H101ZM55 205V204H54ZM79 205V206H80ZM83 206V205H82ZM114 206V205H113ZM113 206H111V207H113ZM50 207H51V205H50ZM73 207H75V206H73ZM81 207V206H80ZM68 208V207H67ZM188 208V207H187ZM51 209V208H50ZM52 209H53V207H52ZM73 209V208H72ZM88 209L89 208H85V209H83V211H88ZM94 209V208H93ZM92 209V210H93ZM107 209V208H106ZM183 209V208H182ZM55 210V209H54ZM65 210V209H64ZM67 210V209H66ZM74 210V209H73ZM75 210H77V208L75 209ZM108 210V209H107ZM52 210H50V212H51ZM70 211V210H69ZM183 211H185V210H183ZM57 212V211H56ZM55 212V213H56ZM72 212H74V211H72ZM82 212V211H81ZM102 212H105V211H103L102 210ZM182 210H181V208L180 207H176V208H172L171 210H169L168 212H167V214H166V217L164 218V219H162L161 220V224L159 223V226H156L157 225V223L155 224V228H156V230H155V233H156V231H158L159 229L158 228H160L165 222H166V220H169L170 218H173V217H176V216H179V215H181L182 213ZM52 213V212H51ZM50 213V214H51ZM57 213H60V211L59 212H57ZM64 213V211L62 212V215H64L63 214ZM65 213H68V212H65ZM70 214H71V211L69 212ZM83 213V212H82ZM52 214H54V212L52 213ZM51 214V217L49 216V218L51 219L52 218V215ZM61 214V213H60ZM79 214V213H78ZM81 214V213H80ZM97 214H99V213H87V214H85V216H86V219H87V222H88V220H89V222L88 223H91L90 221H92L93 222V226H92V223L91 224H89V226L91 227H93L88 233L90 234V232H91V234L90 235H88V233L86 234V236H87V242H89L90 243V245H89V251L91 252H93V250L95 249V246H96V244L99 242V240H102L103 239V233H104V231H105V229H106V224L105 225H103V224H101L102 223V220H99L98 218H100V217H97V216H100V215H97ZM102 214V213H101ZM111 214V213H110ZM54 215H57V214H54ZM73 215V214H72ZM77 215V214H76ZM165 215V214H164ZM163 215V216H164ZM64 216H66V215H64ZM85 216H84V219H85ZM94 216V217H93ZM261 215H258V216H255V218H258V217H260ZM54 217H57V216H54ZM53 217V219H51L52 221L55 219ZM59 217V216H58ZM69 217V216H68ZM92 217V218H91ZM103 217V216H102ZM110 217V216H109ZM62 218V217H61ZM83 217H81V219H82ZM67 219H69V218H67ZM83 219V220H84ZM101 219V218H100ZM106 219V218H105ZM47 220H49L48 218H47ZM64 220V219H63ZM62 219H61V221H63ZM113 220V219H112ZM150 220V219H149ZM46 221V220H45ZM58 221H60V220H58ZM145 221H147V220H145ZM57 222V221H56ZM149 222V221H148ZM46 223V224H45ZM50 223V222H49ZM49 223H48V225H49ZM65 223V222H64ZM107 223V222H106ZM147 222H145V224H146ZM44 224V225H43ZM42 224V226H47V222H44ZM53 224H55V223H51L50 225H52L53 226ZM59 224V223H58ZM63 224V223H62ZM62 224H60L61 225V227H62ZM40 226V225H39ZM41 226V227H42ZM41 227H39V228H41ZM50 227V226H49ZM115 227V226H114ZM53 228V227H52ZM51 227H50V230L52 229ZM56 227L54 226V229H55ZM263 229H264V226L262 227ZM38 229V228H37ZM45 229V228H44ZM43 229V230H44ZM47 229V228H46ZM110 229H112V228H110ZM158 229V230H157ZM251 229V228H250ZM260 229V228H259ZM258 229V230H259ZM56 231H59L58 229H55ZM52 231L53 233L54 232H56V231ZM109 230V229H108ZM181 230H183L182 228H180L179 229V233L181 232V235H183V231L184 232H186L183 236H185V237H187V238H185V240H184V242H186L187 240L186 239H188V241H189V237H190V239L191 240H194L193 238H195V239H197L198 237H200V235H204L203 237L204 238H209V237H213V236H209V235H207V234H205L206 232L205 231H203V230H198L197 232H195L194 233V231H189V230H186V229H184L183 231H181ZM257 230V232L255 231V234L257 233H259L260 231H258ZM113 231V230H112ZM153 231V230H152ZM187 231H189V232H192V234H190L189 232H187ZM251 231V230H250ZM40 232H42V230H40ZM40 232H38V235H39V233ZM44 232V231H43ZM107 232V231H106ZM134 232V231H133ZM35 233V232H34ZM37 233V232H36ZM53 233L51 234L52 236L48 239V241H47V243L45 244V245H42V246H40V247H38V245H37V243H36V245H37V247L36 248H34L33 249V251H32V253H33V260H34V262L35 263H37V264H46L47 263V260H48V250H50V249H53V245H55L56 244V242H64V241H62V239H61V236H60V232H56L57 234H55V235H53ZM108 233H109V231H108ZM151 233V231L150 232H147V234H145V236H144V238H142V241H143V243L145 244L146 242H148V237H149V234ZM154 233V232H153ZM153 233L151 234L152 235V237H154L153 236ZM154 233V234H155ZM188 233H189V235H188ZM261 233V232H260ZM263 233H264V231H263ZM46 234V233H45ZM49 234V235H50ZM99 234V236H97ZM106 234L107 233H105V236H106ZM254 234V236H256ZM35 235V234H34ZM43 235V234H42ZM42 235H41V237H42ZM111 235V234H110ZM140 235V234H139ZM188 235V236H187ZM191 235V236H190ZM264 235V234H263ZM37 236V235H36ZM260 236V235H259ZM45 237V236H44ZM44 237H42V238H44ZM110 237V236H109ZM135 238H136V236H134ZM151 237V236H150ZM149 237V238H150ZM151 237V238H152ZM34 238V237H33ZM40 238V237H39ZM133 238V237H132ZM201 238H202V236H201ZM201 238H199V240L201 239ZM263 238H264V236H263ZM37 239H38V237H36V241H37ZM83 239H85V238H83ZM138 239H139V237H138ZM184 239V238H183ZM28 240H30V239H28ZM27 240V241H28ZM31 240H33V239H31ZM201 240H204V239H201ZM208 240V239H207ZM245 240V239H244ZM109 241H110V239H109ZM196 241V243H197V240H195ZM235 241V240H234ZM233 241V242H234ZM256 241V240H255ZM29 242V241H28ZM81 242H83V240L81 241ZM100 242H102V241H100ZM190 242H192V241H189V243ZM199 242V241H198ZM211 242H213V241H211ZM215 242V241H214ZM32 243V242H31ZM31 243H30V245H31ZM85 244H86V242H84ZM104 243V242H103ZM110 243V242H109ZM188 243V242H187ZM189 243H188V246H189V248H191V245H189ZM193 243V242H192ZM191 243V244H192ZM195 243V242H194ZM193 243V244H194ZM208 243V242H207ZM240 243V242H239ZM28 244V243H27ZM41 244V243H40ZM116 244V243H115ZM200 244H203V243H200ZM213 244V243H212ZM30 245H28L29 247H30ZM103 245V244H102ZM114 245V244H113ZM138 245V244H137ZM204 245H205V243H204ZM243 245V244H242ZM85 246V245H84ZM97 246H99V244H97ZM105 246V245H104ZM103 246V247H104ZM109 246V245H108ZM111 246V245H110ZM129 246V245H128ZM187 246V247H188ZM193 246V245H192ZM197 246V245H196ZM196 246H195V248H196ZM239 246V245H238ZM237 246V247H238ZM79 247V246H78ZM81 247V246H80ZM83 247V246H82ZM201 247V246H200ZM212 247V246H211ZM254 247V246H253ZM97 248H99V247H97ZM101 248V247H100ZM110 248V247H109ZM125 248V247H124ZM136 248V247H135ZM137 248H139V247H137ZM192 248H194V247H192ZM194 248V249H195ZM202 248V247H201ZM204 248V247H203ZM102 249V248H101ZM100 249V250H101ZM105 249V248H104ZM118 249V248H117ZM205 249V248H204ZM200 249V250H202L203 252L206 250L207 251V249ZM214 249V248H213ZM79 250H80V248H79ZM78 250V251H79ZM106 250V249H105ZM104 250V251H105ZM139 250V249H138ZM188 250V249H187ZM187 250H186V252H187ZM193 250V249H192ZM220 250V249H219ZM242 250V249H241ZM255 250H258V248L257 249H255ZM26 251V250H25ZM29 251V250H28ZM77 251V252H78ZM167 250L165 249V252H166ZM169 251V250H168ZM167 251V252H168ZM185 251V250H184ZM191 251V250H190ZM189 251V252H190ZM198 252H199V249L197 250ZM197 251H193L194 253L196 252V254L198 253ZM201 251V252H202ZM205 251V252H206ZM209 251V250H208ZM245 251V250H244ZM244 251H243V253H244ZM251 251V250H250ZM52 252H54V250L52 251ZM58 252H59V250H58ZM135 252V251H134ZM156 252V251H155ZM155 252H153V253H155ZM161 252V254H164V253H162V252H164V250L163 251H160ZM185 252V253H186ZM247 252V251H246ZM245 252V253H246ZM252 252V251H251ZM75 253H76V251H75ZM151 253V252H150ZM152 253V255L154 256H151L150 258L152 259V258H155L156 257V255H158V254H153ZM159 253V252H158ZM184 253V252H183ZM200 253V252H199ZM207 253V252H206ZM212 254V252H209V254ZM245 253H244V256H245ZM28 254V253H27ZM91 254V253H90ZM109 254V253H108ZM160 253H159V255H161ZM180 254H182V253H180ZM186 254H189V253H186ZM185 254V255H186ZM205 254V253H204ZM203 253L201 254V255H203L204 257H206V255H204ZM214 254H217V253H214ZM221 254V253H220ZM241 254V253H240ZM25 255V254H24ZM23 255V256H24ZM75 255V254H74ZM88 255V254H87ZM100 255H101V253H100ZM151 254H149V256H150ZM177 255H179L178 253H177ZM176 255V258H178V260L179 259H181V258H179V256H177ZM185 255H181V256H185ZM200 255V256H201ZM239 255V254H238ZM237 255V256H238ZM92 256V255H91ZM109 256V255H108ZM149 256H148V258H149ZM196 256H198V254L197 255H195L194 257H196ZM212 256V258L215 256H213V255H210V257ZM225 256V255H224ZM241 256V255H240ZM257 256L259 257L258 259H256V260H253V261H251V263H250V260L249 261H246V262H249L250 264H264V252H262V254H260V251L258 252V254H257ZM31 257V256H30ZM76 257V256H75ZM84 257V256H83ZM88 257V256H87ZM92 257H96V256H92ZM102 257V256H101ZM110 257V256H109ZM119 257H121V256H119ZM124 257V256H123ZM125 257H127V256H125ZM186 257V256H185ZM191 257V256H190ZM199 257V256H198ZM203 257V258H204ZM207 257H208V255H207ZM206 257V258H207ZM242 257V256H241ZM147 258V259H148ZM174 258V257H173ZM182 258H184V257H182ZM197 258V257H196ZM199 258H202V257H199ZM232 258V257H231ZM238 258H239V256H238ZM20 259H22V258H20ZM65 259V258H64ZM74 259V258H73ZM72 259V260H73ZM93 259H95V258H93ZM100 259V258H99ZM122 259V258H121ZM126 259H128V258H126ZM151 259H149V260H151ZM188 259V258H187ZM186 258H184L183 260H182V262H184V264L186 263L185 262V260H187ZM191 259H193V258H191ZM190 259V260H191ZM207 259H209V257L207 258ZM211 259V258H210ZM19 260V259H18ZM33 260H30L31 262L33 261ZM66 260H67V258H66ZM190 260H188V261H190ZM200 260V259H199ZM214 260H217L216 259V256H215V259ZM20 261V260H19ZM63 261V260H62ZM61 261V262H62ZM79 261V260H78ZM97 261V260H96ZM106 261V260H105ZM173 261V260H172ZM187 261V262H188ZM192 261V260H191ZM195 262H197V259H195L194 260ZM193 261V262H194ZM201 261L202 260H200V262H198V263H196V264H203V263H201ZM33 262V263H34ZM59 262V261H58ZM129 262V261H128ZM166 262V261H165ZM165 262H163L164 264H165ZM177 262V261H176ZM181 261L179 260V263H180ZM205 262V261H204ZM211 262H213V260L211 259ZM217 262V261H216ZM105 263V262H104ZM115 263V262H114ZM113 263V264H114ZM121 263V262H120ZM123 263V262H122ZM121 263V264H122ZM190 263V262H189ZM239 263V262H238ZM237 263V264H238ZM32 264V263H31ZM54 264V263H53ZM57 264V263H56ZM95 264V263H94ZM162 264V263H161ZM170 264H172V263H170ZM176 264V263H175ZM178 264V263H177ZM182 264V263H181ZM192 264H195V263H192ZM208 264H209V262H208ZM210 264H214V263H210ZM216 264V263H215ZM242 264V263H241ZM247 264V263H246Z\"/></svg>",
  "mask_w": 264,
  "mask_h": 264
}]
</instances>
